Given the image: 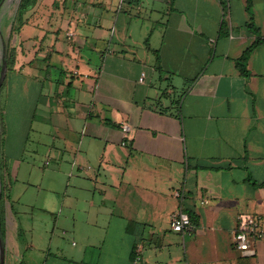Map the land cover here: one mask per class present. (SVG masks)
I'll return each instance as SVG.
<instances>
[{
	"label": "crops",
	"instance_id": "obj_1",
	"mask_svg": "<svg viewBox=\"0 0 264 264\" xmlns=\"http://www.w3.org/2000/svg\"><path fill=\"white\" fill-rule=\"evenodd\" d=\"M23 20L2 113L10 75L39 86L30 129L46 167L70 165L44 190L41 264H134L140 246L138 264H264V238L233 244L240 215L264 227V0H38ZM178 211L191 230L170 229Z\"/></svg>",
	"mask_w": 264,
	"mask_h": 264
},
{
	"label": "rangeland",
	"instance_id": "obj_2",
	"mask_svg": "<svg viewBox=\"0 0 264 264\" xmlns=\"http://www.w3.org/2000/svg\"><path fill=\"white\" fill-rule=\"evenodd\" d=\"M16 7L17 0H4L1 11L11 20ZM7 42L12 43L13 37L10 36ZM2 60L3 50L0 48V65ZM22 74L26 75L25 72ZM7 80L15 81V86L7 88L9 94L5 98L4 114L1 109L4 93L0 92V159H3L4 138L5 157H10L9 160L6 159L9 175H5V186L2 188L6 189L10 185L11 195L18 203H13L15 217L9 215V222L6 223L5 264H41L39 240L42 238V217L45 216L42 213L44 190H60L62 185L67 183L70 165L65 162L63 166H58L52 162L46 167V159L42 155V138L36 132L39 124L34 123L30 129L39 86L36 87L35 83L31 82L32 87L28 92L20 76L10 75ZM4 83L6 84V78L2 84ZM54 170L56 172H53ZM5 208L8 213V203ZM32 244L36 248L30 247Z\"/></svg>",
	"mask_w": 264,
	"mask_h": 264
},
{
	"label": "built area",
	"instance_id": "obj_3",
	"mask_svg": "<svg viewBox=\"0 0 264 264\" xmlns=\"http://www.w3.org/2000/svg\"><path fill=\"white\" fill-rule=\"evenodd\" d=\"M20 0H17V4ZM145 73L141 74L139 82H144ZM124 138L129 137V127L123 125L122 128ZM127 141H123L122 145L126 146ZM170 229L174 232L184 233L192 229V223L189 215L178 211L174 213L170 219ZM264 238V227L260 217L253 214H242L238 218L237 229L233 236V244L235 250L243 257H253L256 255V242ZM142 259V247L135 250L134 264H138Z\"/></svg>",
	"mask_w": 264,
	"mask_h": 264
},
{
	"label": "trees",
	"instance_id": "obj_4",
	"mask_svg": "<svg viewBox=\"0 0 264 264\" xmlns=\"http://www.w3.org/2000/svg\"><path fill=\"white\" fill-rule=\"evenodd\" d=\"M3 2H4V0H0V9L3 5ZM37 2H38V0H20L18 2L17 7L15 9V14L12 18V26H11L12 36L14 34L17 35L19 33L21 27L25 24V21L23 20L24 15L28 11L32 10L36 6ZM248 7H249V3H248ZM251 26L252 25H250V27ZM250 50L248 52H246L245 55L237 62L238 67L240 68L242 74L245 76L248 75L246 65H247V59H248V55H249ZM15 62H16V50H15V48L11 47V44L9 42H7L5 44L4 51H3L2 65H0V76H1L4 64L7 67V71L11 72L15 66ZM5 86H6L5 83H4V85L1 83L0 92L4 91ZM7 170H8L7 161L4 159H2V160L0 159L1 188L5 186L4 177L7 173ZM8 200H9V197H8V195H6V189L2 188L1 189V197H0V233H1L2 238L4 240L6 237V228H5L6 210H5V205H6V202ZM189 217L193 223H196V218L194 217L193 214H189Z\"/></svg>",
	"mask_w": 264,
	"mask_h": 264
},
{
	"label": "water",
	"instance_id": "obj_5",
	"mask_svg": "<svg viewBox=\"0 0 264 264\" xmlns=\"http://www.w3.org/2000/svg\"><path fill=\"white\" fill-rule=\"evenodd\" d=\"M6 74H7V67L4 64L3 69H2V73L0 76V82L2 83L5 78H6ZM1 83H0V88H1ZM1 183H0V197H1ZM5 262V240L2 238V235L0 233V263L4 264Z\"/></svg>",
	"mask_w": 264,
	"mask_h": 264
},
{
	"label": "flooded vegetation",
	"instance_id": "obj_6",
	"mask_svg": "<svg viewBox=\"0 0 264 264\" xmlns=\"http://www.w3.org/2000/svg\"><path fill=\"white\" fill-rule=\"evenodd\" d=\"M1 264V263H0ZM4 264H5V262H4Z\"/></svg>",
	"mask_w": 264,
	"mask_h": 264
}]
</instances>
